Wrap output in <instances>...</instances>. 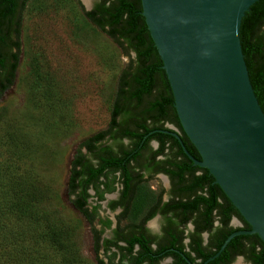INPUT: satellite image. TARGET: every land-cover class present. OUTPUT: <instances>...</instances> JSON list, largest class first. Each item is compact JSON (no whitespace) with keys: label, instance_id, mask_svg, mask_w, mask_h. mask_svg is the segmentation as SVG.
<instances>
[{"label":"trees","instance_id":"1","mask_svg":"<svg viewBox=\"0 0 264 264\" xmlns=\"http://www.w3.org/2000/svg\"><path fill=\"white\" fill-rule=\"evenodd\" d=\"M27 1L0 0V98L15 78L21 50L19 36ZM84 14L128 57L119 75L107 128L80 142L70 161L67 178V195L71 205L90 222L96 264H158L168 254L175 257L172 264H189L188 261L203 264L219 250L230 233L250 229L217 184L204 192L200 190L191 200L176 204L185 214L184 218L197 210L205 228H211L214 212L220 220L206 245H202L201 238L191 239L189 247L194 256L182 251V245L176 246L179 243L176 240H170L168 246L176 247L177 252L166 251V246L159 242L153 248L154 237L148 235L140 224H133L134 228L123 245L114 240L100 241V231L93 225L95 208L89 213L84 207L88 197L86 186L95 184L105 168L109 172L120 170L126 183L128 176L137 173L135 167L129 164L130 158L151 151L148 143L152 139L163 144L172 138L163 131L155 130L162 129L164 122L180 125L162 61L141 14L140 0H95L93 7ZM239 39L250 83L264 113V0H257L244 13ZM182 137L189 151L194 153L195 149L184 133ZM84 146L89 157L82 152ZM93 158L97 160L93 161ZM101 160L103 163L100 165ZM182 168L186 165L181 164ZM200 179V176L195 177L196 181ZM139 185L142 189L143 185ZM50 193L41 182L29 180L8 191L5 197H0V264H4L5 260L10 264L73 262V251L67 253L69 245L61 222L51 217L45 208ZM148 199V195L139 196L134 207L143 205ZM233 216L241 219L243 226H228L227 220ZM108 223L105 221L106 225ZM136 244L138 247L134 249ZM101 247L104 255L111 247H115L117 252L109 253L111 257L108 256L109 260L105 261L98 257ZM238 256L250 264H264V243L257 234L234 236L217 257L205 264H231Z\"/></svg>","mask_w":264,"mask_h":264},{"label":"rangeland","instance_id":"2","mask_svg":"<svg viewBox=\"0 0 264 264\" xmlns=\"http://www.w3.org/2000/svg\"><path fill=\"white\" fill-rule=\"evenodd\" d=\"M94 3L27 1L15 78L0 98V197L29 180L51 191L45 208L66 232L67 253L73 251V262L64 264H96L90 227L70 203L67 178L80 142L107 127L119 75L128 62L86 18L84 11ZM150 183L160 187L154 179ZM231 224L239 225L234 219ZM108 256L98 255L105 261ZM231 264L250 263L236 257Z\"/></svg>","mask_w":264,"mask_h":264},{"label":"water","instance_id":"3","mask_svg":"<svg viewBox=\"0 0 264 264\" xmlns=\"http://www.w3.org/2000/svg\"><path fill=\"white\" fill-rule=\"evenodd\" d=\"M256 1L140 0L179 123L200 160L190 157L250 226L230 233L203 264L234 236L257 234L264 243V113L239 39L241 19Z\"/></svg>","mask_w":264,"mask_h":264},{"label":"flooded vegetation","instance_id":"4","mask_svg":"<svg viewBox=\"0 0 264 264\" xmlns=\"http://www.w3.org/2000/svg\"><path fill=\"white\" fill-rule=\"evenodd\" d=\"M155 131H163L172 138L167 139L163 144L157 139H152L148 143L151 151L130 158L129 164L135 167L137 173L128 176L129 179L126 180V183L120 175V170L109 172L105 168L98 175L95 184L89 183L86 186L85 192L88 197L85 199L84 207L89 213L95 208L93 225L100 231L101 242L114 240L118 245H123L124 239L129 238V234L134 228L133 224H140L147 230L148 235L154 237V241L151 243L153 248L159 242L166 246V251L177 252L176 247L168 246L170 240H176L179 242L175 244L176 246L182 245V251L194 256L195 254L190 252L189 247L191 239L201 238L202 245H206L210 233L218 226L220 220L214 212L211 228H205V222L197 210L192 212L190 217L184 218L185 214H182L176 204L188 199L191 200L200 190L204 192L216 183L206 168L195 164L191 159L192 157L200 160V156L194 146L195 152L192 153L184 143L182 137L184 132L181 125L179 127L177 124L164 122L163 128ZM126 142L127 140L124 139V143ZM188 145L190 146V144ZM82 152L86 156H90L85 146L82 148ZM96 160L93 158V161ZM102 163L101 160L100 165ZM181 164L186 165V168L180 169ZM176 166L179 168L177 169ZM196 176L201 177L200 181L195 180ZM153 179L160 183L158 189H155L150 183ZM139 183L143 185L142 189H140ZM141 195H148L149 199L143 205L135 208L134 202ZM102 210H105L107 215L102 216ZM225 211L228 213L227 210ZM110 213H114L112 218L108 215ZM82 215L92 234L88 217ZM232 219H236L239 225H232ZM105 221H109L108 225L105 224ZM227 225L231 227L243 226L241 219L235 216L228 218ZM151 226L156 227V229L152 231ZM137 247L136 244L134 249ZM99 252L105 254L102 247ZM111 252H117V249L111 247L107 254ZM174 258L168 254L161 258L158 264L162 262L172 264ZM195 261L197 262L198 259ZM188 263L191 264L190 261Z\"/></svg>","mask_w":264,"mask_h":264}]
</instances>
